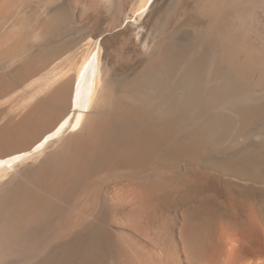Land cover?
<instances>
[{
  "label": "bare ground",
  "instance_id": "obj_1",
  "mask_svg": "<svg viewBox=\"0 0 264 264\" xmlns=\"http://www.w3.org/2000/svg\"><path fill=\"white\" fill-rule=\"evenodd\" d=\"M263 189L264 0H0V264H264Z\"/></svg>",
  "mask_w": 264,
  "mask_h": 264
},
{
  "label": "rangeland",
  "instance_id": "obj_2",
  "mask_svg": "<svg viewBox=\"0 0 264 264\" xmlns=\"http://www.w3.org/2000/svg\"><path fill=\"white\" fill-rule=\"evenodd\" d=\"M108 47L109 48H111L112 46H115L116 45V40L114 41V39H112V40H109V42H108ZM233 184V186H231ZM234 184H236V185H234ZM112 185V184H111ZM114 186H112V188H111V190H114ZM230 189H231V191L234 193V196L236 197V199H238V200H246L247 202L249 201V200H251L252 198H253V194L252 193H255L254 195L256 196V193H258L257 192V190L255 189H253L252 188V190H251V188H249V186H246V185H243V184H241V183H238V182H233V183H231L230 184ZM254 191V192H253ZM262 190H260V192H259V194L261 195V196H263L264 197V189H263V191L261 192ZM226 192H225V190H224V188H221L219 191H218V195L220 196V198L222 197V198H224L225 196H226V194H225ZM223 195H224V197H223ZM241 196V197H240ZM238 197V198H237ZM174 201L171 203L172 205H170V203L167 205V207H166V209L168 210V209H170V211L172 210V209H174V207H181V206H184V207H187V206H189L190 205V202H191V199H187V198H184V199H180V198H178V197H176V198H174L173 199ZM176 200V201H175ZM178 200V201H177ZM176 202H178V203H176ZM174 204V205H173ZM175 204L177 205L178 204V206H175ZM181 205V206H180ZM172 206H173V208H172ZM123 208L120 206V208L118 207V212L121 214L122 212H123ZM117 222L118 223H121V220H117ZM173 223V222H172ZM174 225H175V222H174ZM172 226H173V224H172Z\"/></svg>",
  "mask_w": 264,
  "mask_h": 264
}]
</instances>
